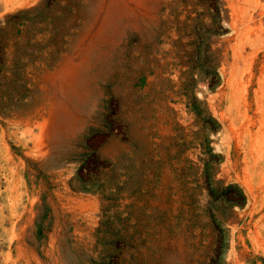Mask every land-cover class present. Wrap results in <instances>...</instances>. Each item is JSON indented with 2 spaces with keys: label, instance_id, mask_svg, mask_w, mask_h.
Wrapping results in <instances>:
<instances>
[{
  "label": "rangeland",
  "instance_id": "374dc122",
  "mask_svg": "<svg viewBox=\"0 0 264 264\" xmlns=\"http://www.w3.org/2000/svg\"><path fill=\"white\" fill-rule=\"evenodd\" d=\"M0 264H264V0H0Z\"/></svg>",
  "mask_w": 264,
  "mask_h": 264
},
{
  "label": "trees",
  "instance_id": "16d2710c",
  "mask_svg": "<svg viewBox=\"0 0 264 264\" xmlns=\"http://www.w3.org/2000/svg\"><path fill=\"white\" fill-rule=\"evenodd\" d=\"M242 199H245V197L243 196Z\"/></svg>",
  "mask_w": 264,
  "mask_h": 264
}]
</instances>
